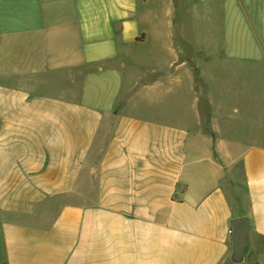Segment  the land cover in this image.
I'll use <instances>...</instances> for the list:
<instances>
[{
	"label": "crops",
	"instance_id": "obj_1",
	"mask_svg": "<svg viewBox=\"0 0 264 264\" xmlns=\"http://www.w3.org/2000/svg\"><path fill=\"white\" fill-rule=\"evenodd\" d=\"M217 1L264 42V0ZM178 5L0 0V264H260L264 122L221 116L239 54H169Z\"/></svg>",
	"mask_w": 264,
	"mask_h": 264
},
{
	"label": "rangeland",
	"instance_id": "obj_2",
	"mask_svg": "<svg viewBox=\"0 0 264 264\" xmlns=\"http://www.w3.org/2000/svg\"><path fill=\"white\" fill-rule=\"evenodd\" d=\"M177 1L178 6L180 2H183L187 7L189 5L190 9L178 7L174 24L175 37L170 44L171 53L169 54H184L196 65L206 61L202 59L205 55L211 54L215 61L216 54H239L240 65L224 68V80L220 82L221 90L232 98L222 103L224 107L221 116L226 121V115H235L239 118L238 128L242 125L240 121L243 117L252 122L263 123L264 42L250 32L241 34L243 38H246L245 42L242 40L236 43L241 28L223 25L222 11L218 10L217 0ZM246 29L252 31L250 27L242 30L246 32ZM163 49L162 44V51ZM234 106L239 112L233 111ZM252 139L264 142V133ZM244 258L246 260L257 258L260 259V264H264L262 253L250 257L245 254Z\"/></svg>",
	"mask_w": 264,
	"mask_h": 264
},
{
	"label": "water",
	"instance_id": "obj_3",
	"mask_svg": "<svg viewBox=\"0 0 264 264\" xmlns=\"http://www.w3.org/2000/svg\"><path fill=\"white\" fill-rule=\"evenodd\" d=\"M232 254L234 261H240L244 257L248 244V219L246 216L234 217L231 220Z\"/></svg>",
	"mask_w": 264,
	"mask_h": 264
}]
</instances>
